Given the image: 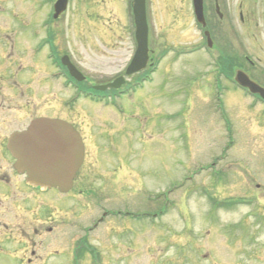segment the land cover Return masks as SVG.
Returning a JSON list of instances; mask_svg holds the SVG:
<instances>
[{"label":"rangeland","instance_id":"1","mask_svg":"<svg viewBox=\"0 0 264 264\" xmlns=\"http://www.w3.org/2000/svg\"><path fill=\"white\" fill-rule=\"evenodd\" d=\"M48 1L0 0V33L21 32L31 39L49 19ZM260 1L251 7L255 14L248 24L245 0H222L221 22L213 0H204L214 44L208 50L191 0H146L148 46L156 63L151 82L110 104L80 98L73 107L64 104L72 91L58 83V114L84 131L91 175L120 177L123 210L168 211L157 222L136 223L138 257H149L146 244L154 256H173L175 249L167 247L185 240L198 242L203 264H264V105L223 78L217 100L214 84L216 49L227 55L232 45L237 68L245 71L242 58L250 47L264 70ZM129 3L69 0L55 22L60 50L93 83L133 79L123 74L135 48ZM162 233L170 244H153Z\"/></svg>","mask_w":264,"mask_h":264},{"label":"flooded vegetation","instance_id":"2","mask_svg":"<svg viewBox=\"0 0 264 264\" xmlns=\"http://www.w3.org/2000/svg\"><path fill=\"white\" fill-rule=\"evenodd\" d=\"M221 1L213 0V11L220 22L223 20ZM255 1L245 0L249 9L246 11L248 24L254 19L251 7L258 3ZM260 2L264 4V0ZM239 17L244 22L241 13ZM56 20L51 19L44 24L41 21L40 32L32 34L31 39L21 32L0 33V264H203L200 246L185 240L167 247L168 250L175 249L173 256H154V248L150 244L142 247L149 257L137 256L139 237L136 223L143 218L157 222L168 211L156 213L145 209L139 213L123 210L119 203L123 194L120 177L91 175L87 138L69 117L59 116L57 86L61 82L63 87L72 91L64 101L67 105L69 99L73 102L76 98L98 102L101 95L94 92V87L107 83H93L90 76H85L78 65L60 50L54 29ZM227 20L228 31L232 32L233 19L229 14ZM13 25L19 28L15 22ZM48 25L50 28L42 32V28ZM208 32L211 38L212 32ZM261 32L264 36V19ZM250 36L247 35L248 38ZM29 40L33 42L30 45ZM211 45L214 48L213 41ZM249 48L245 49L246 54L242 58L246 68L244 73L264 89V70L257 66L260 60L251 56ZM228 49L226 56L228 65H231L234 63L233 46ZM216 51L215 62H219L220 53ZM221 52L223 57L225 54ZM150 55L149 50L145 71L131 78L136 76L143 81L151 78L154 59ZM62 62L74 66L80 73L79 81L70 76ZM222 82L216 86L217 89L223 90ZM243 91L250 98L259 99L248 90ZM36 119L62 120L80 139L81 163L70 180L65 178V182L71 181L66 190L34 184L26 173L15 169V160L8 150L9 139L26 131ZM53 143L52 138L51 145ZM169 225H165V229ZM148 227L147 232H152L150 225ZM166 241L170 244L166 234L162 233L152 243L159 245Z\"/></svg>","mask_w":264,"mask_h":264},{"label":"water","instance_id":"3","mask_svg":"<svg viewBox=\"0 0 264 264\" xmlns=\"http://www.w3.org/2000/svg\"><path fill=\"white\" fill-rule=\"evenodd\" d=\"M68 0H57L54 6V18L65 11ZM194 16L198 24L205 28L203 16V0H192ZM136 50L126 70L130 75L143 69L147 61L148 28L146 23L145 0H132L131 3ZM207 44L211 47L208 32H205ZM70 74L78 78L77 72L70 64L63 62ZM122 80L118 79L108 87L117 88ZM235 81L239 86L249 88L264 98V90L249 81L240 70L235 73ZM100 87L99 89H104ZM53 130V131H51ZM54 139L51 145V139ZM58 139V143L55 140ZM65 140V141H64ZM49 141V142H45ZM8 149L16 160L15 168L25 172L32 183L57 187L60 191L69 187L70 180L77 171L82 159V145L78 135L63 121L38 119L28 129L10 137ZM59 179H56V178ZM66 178V179H65Z\"/></svg>","mask_w":264,"mask_h":264},{"label":"trees","instance_id":"4","mask_svg":"<svg viewBox=\"0 0 264 264\" xmlns=\"http://www.w3.org/2000/svg\"><path fill=\"white\" fill-rule=\"evenodd\" d=\"M223 67L226 68L224 72H227V73L230 72V68L227 70V62L226 61L223 62Z\"/></svg>","mask_w":264,"mask_h":264}]
</instances>
